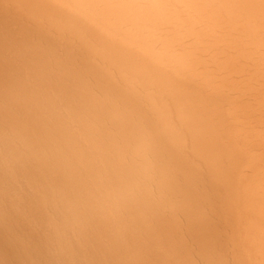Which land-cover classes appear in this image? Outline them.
Listing matches in <instances>:
<instances>
[{"label":"clouds","instance_id":"1","mask_svg":"<svg viewBox=\"0 0 264 264\" xmlns=\"http://www.w3.org/2000/svg\"><path fill=\"white\" fill-rule=\"evenodd\" d=\"M0 264H264V0H0Z\"/></svg>","mask_w":264,"mask_h":264}]
</instances>
